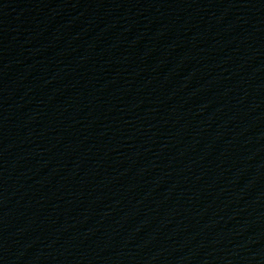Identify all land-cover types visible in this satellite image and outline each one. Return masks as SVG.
Segmentation results:
<instances>
[{
    "label": "water",
    "instance_id": "95a60500",
    "mask_svg": "<svg viewBox=\"0 0 264 264\" xmlns=\"http://www.w3.org/2000/svg\"><path fill=\"white\" fill-rule=\"evenodd\" d=\"M0 264H264V0H0Z\"/></svg>",
    "mask_w": 264,
    "mask_h": 264
}]
</instances>
